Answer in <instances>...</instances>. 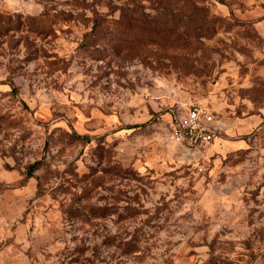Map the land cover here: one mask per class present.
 Segmentation results:
<instances>
[{
	"label": "rangeland",
	"instance_id": "obj_1",
	"mask_svg": "<svg viewBox=\"0 0 264 264\" xmlns=\"http://www.w3.org/2000/svg\"><path fill=\"white\" fill-rule=\"evenodd\" d=\"M0 264H264V0H0Z\"/></svg>",
	"mask_w": 264,
	"mask_h": 264
},
{
	"label": "built area",
	"instance_id": "obj_2",
	"mask_svg": "<svg viewBox=\"0 0 264 264\" xmlns=\"http://www.w3.org/2000/svg\"><path fill=\"white\" fill-rule=\"evenodd\" d=\"M215 122V117L206 108L199 104H190L184 111L172 113L168 134L179 146L204 150L216 139Z\"/></svg>",
	"mask_w": 264,
	"mask_h": 264
},
{
	"label": "trees",
	"instance_id": "obj_3",
	"mask_svg": "<svg viewBox=\"0 0 264 264\" xmlns=\"http://www.w3.org/2000/svg\"><path fill=\"white\" fill-rule=\"evenodd\" d=\"M33 168L29 171V175H28V178L30 179V178H32L33 177V175H32V173H33Z\"/></svg>",
	"mask_w": 264,
	"mask_h": 264
}]
</instances>
